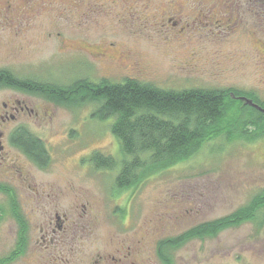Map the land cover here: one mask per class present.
Wrapping results in <instances>:
<instances>
[{"label":"rangeland","instance_id":"obj_1","mask_svg":"<svg viewBox=\"0 0 264 264\" xmlns=\"http://www.w3.org/2000/svg\"><path fill=\"white\" fill-rule=\"evenodd\" d=\"M66 1L24 0L17 12L2 11L9 16L8 21L13 20L11 26L18 25L23 28L20 35H26L21 40L7 30L6 37L13 43L9 46L7 39L8 48L0 49V68L56 87L81 79L96 84L131 79L152 82L161 89H236L264 100V73L259 72L258 55L259 36L264 32L252 39L168 45L156 39L158 31L126 19L127 4L130 7L132 0H119L118 5L115 0H79L78 10L68 12V16L64 7L58 6ZM4 5L1 0L0 8ZM244 31L252 29L242 28L238 33ZM62 40L85 41L93 52L113 45L110 52L116 60L67 51L58 46ZM190 51L196 56L186 58ZM84 60L90 67L88 72ZM11 91L0 94V100L4 93L13 94ZM22 96L39 114L24 118L25 127L43 138L53 166L49 176L36 169L25 171V175L31 173L40 193L39 200L25 201V211L42 217L50 206L47 194L53 190L56 211L69 215L72 223H80L81 227L68 228L66 233L77 249L82 245L101 250L107 243L117 247L119 242L133 239L141 243L137 251L150 244L151 264H163L157 256L162 241L226 217L264 191V138L240 142L223 136L202 145L187 161L147 177L135 190L116 194L113 188L118 170L99 171L89 161L94 152L116 158L120 153L110 130L114 119L104 122L95 118L99 103L66 106L41 95ZM86 202L94 205L88 223L82 217ZM84 227L86 231H82ZM165 254L172 264H264V209L256 221L229 227L215 237L189 240L167 248ZM90 256L79 251L73 260H88Z\"/></svg>","mask_w":264,"mask_h":264},{"label":"flooded vegetation","instance_id":"obj_2","mask_svg":"<svg viewBox=\"0 0 264 264\" xmlns=\"http://www.w3.org/2000/svg\"><path fill=\"white\" fill-rule=\"evenodd\" d=\"M2 1H5V5L0 8V49L8 48V44L5 43L9 39L6 37L7 30L10 29L12 37L19 36L21 40L26 35V32L20 35L23 28L18 25L11 26L13 20L8 21L9 16L2 13L5 9L17 12L19 3L24 0ZM77 1L79 0H67L58 6L64 7L63 12L68 16V12L73 13L74 9L78 10ZM84 1L86 2L82 0L83 3ZM115 1L119 4V0ZM127 13L126 19L129 22H139L143 29L158 31L159 37L156 39L167 42L168 45H175V42L185 44L200 40L225 42L228 39H240V37L252 39L264 32V0H132L130 7L127 4ZM242 28L243 30L250 28L252 31L238 33ZM19 37H17L18 40ZM262 38L264 34L259 36L258 55L262 67L259 72L264 73ZM8 42L9 46L13 43L10 39ZM29 45L27 44L28 47ZM58 46L71 52L116 60V55L110 52L113 45L110 48H97L94 52L85 41L62 40ZM191 56H196V52H188L186 58H191ZM0 64H2L1 61ZM83 65L86 66L85 70L88 72L89 65L86 63ZM4 75L14 77L21 82L28 81L35 85H45V83H38L32 79L19 78L9 70L0 68V94L8 89L13 92V94L4 93L0 100V264H151L148 258L150 244L137 251L141 243L136 244L133 239L121 241L117 247H114V243H107L101 250H88L82 245L81 249H77L75 244L70 242L73 238L69 240V234L66 233L68 228L81 227L80 223H72L69 215L56 211L55 201L52 200L53 190L47 194V199L51 200L50 206L42 217L25 211V201L33 202L40 199L38 186L31 181V173L27 172L25 175V171L36 169L41 173L47 172L49 176L53 167L52 157L43 138L34 133L28 132L44 146L45 159L42 163L24 148L13 143L19 130H27L24 124L26 120L23 119L39 115L35 114L34 110L22 100V94L37 95L18 85L4 84L2 81ZM82 81L98 85L92 80L81 79L70 86ZM237 99L251 100L247 95L237 96ZM17 182L20 184L17 185ZM126 192L129 191L122 192V194ZM114 193L119 194L117 191ZM114 193L112 196L116 197ZM77 202L78 195L74 203L77 204ZM85 204L82 217L88 223L90 215L93 214L94 205L91 202ZM126 207L127 205L125 209H129V205ZM127 217L130 215L128 214ZM86 230L85 227L82 229V231ZM63 232L65 235H62ZM79 251L88 253L91 255L90 258L85 260L83 257V260H73L74 255ZM143 257L146 259L138 260Z\"/></svg>","mask_w":264,"mask_h":264},{"label":"trees","instance_id":"obj_3","mask_svg":"<svg viewBox=\"0 0 264 264\" xmlns=\"http://www.w3.org/2000/svg\"><path fill=\"white\" fill-rule=\"evenodd\" d=\"M4 84L18 85L33 94L45 96L57 104L81 105L97 102L96 119H114L110 126L118 141L119 158L93 153L90 164L99 171L118 170L114 192L133 191L146 178L175 167L195 155L205 143L225 136L227 141H253L264 138V100L253 94L233 89H161L149 82L126 80L98 85L86 81L70 87L35 85L2 76ZM247 95L250 102L237 96ZM13 143L45 159L44 146L21 129ZM264 209V191L236 212L198 226L177 239H167L159 245L157 256L163 264H172L167 248L192 239L215 237L229 227L256 221Z\"/></svg>","mask_w":264,"mask_h":264},{"label":"water","instance_id":"obj_4","mask_svg":"<svg viewBox=\"0 0 264 264\" xmlns=\"http://www.w3.org/2000/svg\"><path fill=\"white\" fill-rule=\"evenodd\" d=\"M250 102V101H249ZM250 104H251V102H250Z\"/></svg>","mask_w":264,"mask_h":264}]
</instances>
